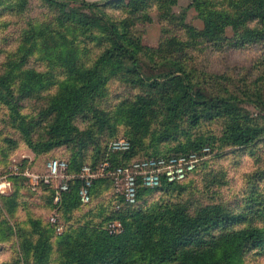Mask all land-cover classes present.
<instances>
[{
	"label": "trees",
	"instance_id": "1",
	"mask_svg": "<svg viewBox=\"0 0 264 264\" xmlns=\"http://www.w3.org/2000/svg\"><path fill=\"white\" fill-rule=\"evenodd\" d=\"M1 0L0 166L22 143L73 175L59 201L32 191L22 160L0 195V264H258L264 258V169L237 196L225 169L200 161L182 180L136 181L134 203L107 176L82 211L78 177L208 146L214 158L264 145V0ZM192 9L201 27L187 21ZM161 25L156 47L139 25ZM261 46L249 67L211 71L205 54ZM123 89L121 91L120 89ZM127 151L109 149L113 140ZM63 151V156L54 152ZM200 178V184H198ZM92 194V188H91ZM154 195V197H152ZM57 206L60 221L36 215ZM8 217L4 214L3 210ZM117 221L121 230L106 229ZM12 222V223H11ZM60 227V232H56Z\"/></svg>",
	"mask_w": 264,
	"mask_h": 264
},
{
	"label": "rangeland",
	"instance_id": "2",
	"mask_svg": "<svg viewBox=\"0 0 264 264\" xmlns=\"http://www.w3.org/2000/svg\"><path fill=\"white\" fill-rule=\"evenodd\" d=\"M87 1H101V0H87ZM190 0H179L178 7L175 8L178 11L180 8H184L187 6ZM1 2V0H0ZM152 17V22L147 23L145 25H139L138 29L141 33L142 42L148 46L156 47L158 45V41L160 39V28L161 25L158 22V12L156 10H152L150 12ZM187 21L194 25L195 27L200 28L201 22L195 16V13L192 9L187 11ZM261 46L250 47L249 49L243 50H230L226 52H215V53H207L204 56H200L199 64L211 71H224L227 69H231L233 67H249L252 62L261 54L262 48ZM123 91V89H120ZM55 156H63L62 150H57L54 152ZM51 157H34V154L27 149L22 143H20L19 148L13 151L10 154L9 163L5 167L0 166V195L7 196L11 192V182L8 180V177L14 173L18 174V170L20 169L22 160H26L28 162L33 161V164L30 167H26L22 175L27 178V184L30 189L36 193H40V186L43 184H52L55 189H57L58 185L62 182L60 178L53 180L51 183H45L43 181V175L46 172V163L50 160ZM213 162L214 167L222 166L227 174L228 185H224L221 189V193L226 197L237 196L240 190L244 189L245 184L248 179V175L253 173L254 171L260 169H264V145H259V148L255 152L254 155H250V153L242 154L238 156L237 154L228 153L227 156H223L220 158H214V154L211 153V149L209 148L206 156L201 160L210 159ZM100 164L97 168H94L93 171L97 173V176L92 181V198L91 201L87 204H82V211H87L92 208L94 205V199L96 191L100 184L104 181V179L108 176L112 182L113 188L115 192H121L122 190H117L114 181L111 176V170L102 171ZM70 175V174H69ZM73 176V175H72ZM198 185L200 184V178H198ZM62 192V191H61ZM124 197V195H123ZM154 197V195L152 196ZM125 200V198H124ZM80 201V200H79ZM53 203L54 202L53 199ZM0 207L2 208V204L0 202ZM3 210V209H2ZM4 214L7 218V213L3 210ZM36 215H41L45 220L51 222L50 217L52 215H56V221H60V215L57 211V206L54 207L49 212L34 210ZM115 222V221H114ZM12 223V222H11ZM52 223V222H51ZM108 229V226L106 227ZM59 229L56 232H60ZM7 257V253L1 254L0 259H5ZM264 264V258L258 263Z\"/></svg>",
	"mask_w": 264,
	"mask_h": 264
},
{
	"label": "built area",
	"instance_id": "3",
	"mask_svg": "<svg viewBox=\"0 0 264 264\" xmlns=\"http://www.w3.org/2000/svg\"><path fill=\"white\" fill-rule=\"evenodd\" d=\"M130 148V142L124 138L113 140L109 149L114 152L127 151ZM209 151L208 146H203L197 151L187 154L173 155L166 158H144L130 162L126 166H115L111 171V176L117 190H122L125 201L134 203L136 198V181L140 178L143 186L152 188L160 184L161 179L171 183L182 180L186 174L190 173L195 166L206 156ZM109 167L108 162L101 165V170L106 171ZM67 163L64 160L52 158L46 163V172L43 175L45 183H51L60 178L61 184L58 185L54 202L59 201V194L68 187V180L73 177L66 172ZM97 176L93 169L85 165L81 168L78 177L82 180V185L78 190V197L82 204L91 201L92 181ZM56 215H52V223L56 221ZM108 232L111 234L121 230L119 222H110ZM59 229V227L57 228Z\"/></svg>",
	"mask_w": 264,
	"mask_h": 264
}]
</instances>
